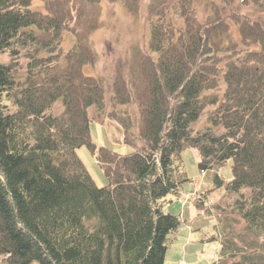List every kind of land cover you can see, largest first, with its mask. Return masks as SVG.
Instances as JSON below:
<instances>
[{"label": "trees", "instance_id": "obj_1", "mask_svg": "<svg viewBox=\"0 0 264 264\" xmlns=\"http://www.w3.org/2000/svg\"><path fill=\"white\" fill-rule=\"evenodd\" d=\"M32 1L0 0L4 264H164L181 221L164 206L191 179L181 155L190 145L224 190L216 210L244 222L224 233L217 264H264V0H210L203 17L197 0H151L156 57L139 47L96 76L83 65L97 59L88 38L99 0H43L45 11ZM112 1L131 11L141 3ZM67 31L74 38L64 48ZM92 117L116 120L134 150L98 147ZM84 144L104 166L105 185L77 154ZM228 160L225 180L218 169Z\"/></svg>", "mask_w": 264, "mask_h": 264}, {"label": "rangeland", "instance_id": "obj_2", "mask_svg": "<svg viewBox=\"0 0 264 264\" xmlns=\"http://www.w3.org/2000/svg\"><path fill=\"white\" fill-rule=\"evenodd\" d=\"M151 0H141L139 8L136 11H131L128 7L118 1L112 0H99L98 3V17L99 24L92 30L89 35L88 41L92 49L97 53V59L94 62H87L83 65V71L89 75L109 74L111 73L117 61L125 60L129 58L133 53L137 52L139 47H146L150 53L156 57L157 52L152 51L150 48L151 31L147 27L146 17L148 12V4ZM221 3L227 4H239L241 0H218ZM210 0H197L196 10L200 17H203L207 11ZM32 7L45 11V5L43 0H33ZM244 9L248 10L247 7ZM250 9V8H249ZM233 37L239 39L238 25L236 22L231 21ZM73 34L69 31L65 32L62 45L64 48H68L73 42ZM133 55L129 60L132 61ZM137 56V55H136ZM122 58V59H120ZM128 60V59H127ZM139 80V78H137ZM223 87V84L221 85ZM94 107L89 108V114L93 115ZM206 120L205 115L196 122V126H201ZM90 134L91 139L96 145L104 146L112 151L120 154H128L134 150V148L124 142L122 126L114 119L107 118L104 121L95 119L92 117L90 121ZM77 154L82 159L87 170L92 175L95 182L99 185H105L108 182L104 166L100 164L97 155L87 145H81L77 149ZM184 165L187 170L190 180L184 183L183 196L186 193L190 197L185 200H199L201 197L205 198L200 205H206V211L202 207H199L201 211L198 212V219L193 225L194 228H198L201 225L200 222H205L206 231L209 237L204 241H199L193 246H189L187 249H183L172 237L177 233H173L168 240V248L165 256L164 264H215L217 258V252L219 250V258L222 257V240L224 233L228 230L234 233L243 230L244 222L241 218L237 217L233 212H224L219 208L214 207L218 202L224 190L222 188H216L214 181V171H202L199 168V151L196 146L190 145L185 147L181 151ZM219 174L223 179L232 178V160H228L225 164L221 165L218 169ZM198 186H202L200 190ZM196 189V190H195ZM188 192V193H187ZM199 197V198H198ZM173 198L175 201L165 204V210H169L176 214L183 213L185 208V201L182 199L179 201L175 193H171L167 196V199ZM193 201V203H194ZM190 205V203L188 204ZM186 211V210H185ZM214 212L216 217L207 214ZM187 214V213H186ZM187 217V216H186ZM204 219V220H203ZM214 219V220H213ZM190 220V218H189ZM214 223H213V222ZM190 223L193 221H189ZM213 224V225H212ZM213 226V227H212ZM188 230L187 226L183 222L181 224V231ZM182 233V232H181ZM185 234V233H183ZM212 235H217L221 240V247H218V239ZM205 245V247H203ZM261 251L264 252V246L261 247ZM230 262V259L227 260ZM0 264H4L2 257H0ZM30 264H38L37 260L32 261Z\"/></svg>", "mask_w": 264, "mask_h": 264}, {"label": "crops", "instance_id": "obj_3", "mask_svg": "<svg viewBox=\"0 0 264 264\" xmlns=\"http://www.w3.org/2000/svg\"><path fill=\"white\" fill-rule=\"evenodd\" d=\"M198 187H199L198 190H200L202 186H198ZM181 191L175 193L176 194V197H178V200H179V197L181 196ZM173 201H175L173 198H169L168 201H167V204L169 205L170 202H173ZM189 203H190V205H188ZM184 205H185L184 212L182 214L180 213L181 214V223L179 225V228L177 230V233L172 237V239L178 245H180L183 249H187V248H189V246H193V244L195 245L199 241L206 240L209 237V234L205 230L206 229L205 222H202V223L200 222L199 225H201V226L198 227L197 229L194 228V226H193L196 223V221H197L196 219H198V212L201 211L199 209V207L201 205L198 204L195 201L193 203V201L191 202L190 200H188L187 202H185ZM189 218L193 222L190 223L189 222L190 221ZM183 222L187 226V229L188 230H185L184 229V230L181 231V224ZM183 233H185V234H183ZM203 247H205V245H203Z\"/></svg>", "mask_w": 264, "mask_h": 264}]
</instances>
